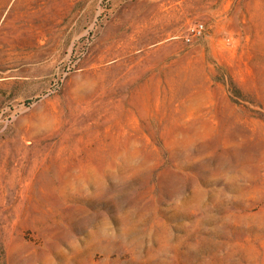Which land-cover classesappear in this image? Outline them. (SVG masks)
<instances>
[{
  "label": "rangeland",
  "instance_id": "obj_1",
  "mask_svg": "<svg viewBox=\"0 0 264 264\" xmlns=\"http://www.w3.org/2000/svg\"><path fill=\"white\" fill-rule=\"evenodd\" d=\"M0 264H264V0H0Z\"/></svg>",
  "mask_w": 264,
  "mask_h": 264
},
{
  "label": "built area",
  "instance_id": "obj_2",
  "mask_svg": "<svg viewBox=\"0 0 264 264\" xmlns=\"http://www.w3.org/2000/svg\"><path fill=\"white\" fill-rule=\"evenodd\" d=\"M206 25L203 22H196L191 24L187 30V33L184 35V40L187 44H193L198 39L202 38L205 34Z\"/></svg>",
  "mask_w": 264,
  "mask_h": 264
}]
</instances>
